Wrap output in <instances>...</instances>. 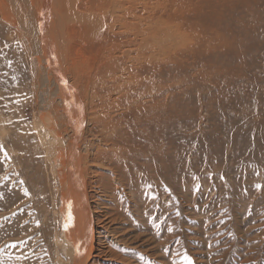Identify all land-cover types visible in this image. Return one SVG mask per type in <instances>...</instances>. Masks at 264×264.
Returning a JSON list of instances; mask_svg holds the SVG:
<instances>
[{
    "label": "rangeland",
    "instance_id": "1",
    "mask_svg": "<svg viewBox=\"0 0 264 264\" xmlns=\"http://www.w3.org/2000/svg\"><path fill=\"white\" fill-rule=\"evenodd\" d=\"M147 3L166 33L148 98L92 105L102 120L78 143L94 225L85 264H264V0ZM18 6L17 21L0 11V264H68L67 159L55 153L70 138Z\"/></svg>",
    "mask_w": 264,
    "mask_h": 264
},
{
    "label": "bare ground",
    "instance_id": "2",
    "mask_svg": "<svg viewBox=\"0 0 264 264\" xmlns=\"http://www.w3.org/2000/svg\"><path fill=\"white\" fill-rule=\"evenodd\" d=\"M17 3L30 48L40 46L38 60L52 76L46 75L41 86L49 82L59 87L57 98L50 94L43 100L60 102V131L70 138L68 152H54L67 159L58 243L69 256L68 264H85L94 245V225L83 174L89 154L82 161L78 143L88 136L90 125L102 120L90 111L97 102L102 110L114 103L127 104L128 110L137 99L144 105L151 61L164 58L165 29L151 21L147 0H0L5 18L16 20L11 11Z\"/></svg>",
    "mask_w": 264,
    "mask_h": 264
},
{
    "label": "snow or ice",
    "instance_id": "3",
    "mask_svg": "<svg viewBox=\"0 0 264 264\" xmlns=\"http://www.w3.org/2000/svg\"><path fill=\"white\" fill-rule=\"evenodd\" d=\"M185 260L188 262V264H191V261L188 257H185Z\"/></svg>",
    "mask_w": 264,
    "mask_h": 264
}]
</instances>
